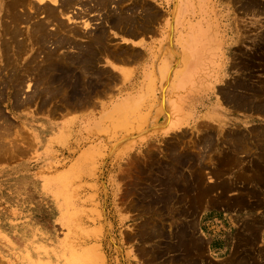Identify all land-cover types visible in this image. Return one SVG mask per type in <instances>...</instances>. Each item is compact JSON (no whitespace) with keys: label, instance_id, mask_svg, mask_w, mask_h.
Returning <instances> with one entry per match:
<instances>
[{"label":"rangeland","instance_id":"374dc122","mask_svg":"<svg viewBox=\"0 0 264 264\" xmlns=\"http://www.w3.org/2000/svg\"><path fill=\"white\" fill-rule=\"evenodd\" d=\"M6 1L9 6L11 1ZM14 1L20 4L22 0ZM25 1V8L21 4L17 8L18 4L15 12L21 8L20 13H29L32 19L17 24V34L13 30L0 37L11 47H7L9 52L5 50L7 54L0 48V153L2 144L10 146L2 151L9 152L2 153L6 158L0 154V162L48 164L40 177L53 200L35 206L52 208L53 213H0V262L264 264V112L259 114L256 109L257 103L264 104V0H173L171 16L192 11L206 18L208 5L213 19L223 21L229 34L230 74L209 98L198 102L191 123L184 115L194 103L183 102L168 84L169 77L164 85L159 72H175L177 89L188 90L185 93L191 92V99H199L204 91L193 92L181 77L195 56L198 33H203L204 27L188 31L191 40L183 42L184 57L176 59V54L166 52L159 63L152 64L146 85L139 83L140 72L125 83L120 74L103 66L113 65L111 53L120 58L125 51L111 36L110 30L116 28L107 30L106 52L99 48L96 59L84 54L87 48L86 52L92 49L86 47L87 41L93 40L87 39L88 31L100 23L89 20L100 21L96 6L90 9L81 3L63 9L59 0ZM131 2L121 3L122 10ZM138 4L134 11L138 20L147 4L156 10L148 0H138ZM45 6L53 8L48 24ZM74 10L86 19L82 21ZM6 12L5 5L0 19L3 28L10 21ZM40 21L42 25H38ZM190 42L194 53L186 52ZM91 49L89 53L94 54ZM107 51L110 54L104 56ZM8 60L19 70L32 68L34 72L24 75L22 84H6L8 75L2 67ZM45 68L52 72L45 75ZM60 70L64 74H59ZM66 82L69 85L64 87ZM73 82L79 88H74ZM15 93L23 104L13 106ZM244 97L248 98L246 108L228 104L227 100ZM205 111L215 116H203ZM90 116L92 122H82ZM181 121L186 124L183 128L166 130L171 125L178 128ZM254 147L260 149V164L254 159ZM241 152L244 157L239 156ZM215 179L224 182L220 186L203 184ZM254 183L261 187L262 207L257 213H202L206 197L210 194L208 198H212L217 188L249 191L246 195L252 205L253 197L259 196ZM182 232L186 237L180 236Z\"/></svg>","mask_w":264,"mask_h":264},{"label":"crops","instance_id":"0c3cea01","mask_svg":"<svg viewBox=\"0 0 264 264\" xmlns=\"http://www.w3.org/2000/svg\"><path fill=\"white\" fill-rule=\"evenodd\" d=\"M148 1L151 2L159 11V14H161L159 15L160 17L157 18L159 21L157 19V21L155 20L154 22L147 20L145 23H143L144 28H142V31H137L134 34L131 32L123 33L120 28L110 31V33H112L111 36L113 40H118V44L124 49L127 47L138 52L136 56L133 54L134 57L131 55L132 57L130 56V58L111 57L112 59L116 58L115 60H110L113 65L104 63L103 66L110 68V70L117 74H120L121 81L125 83L131 80V77L135 76L136 73L140 72L141 75L139 76V83L146 85L150 80L149 78L152 76V64L155 65L159 63L166 52L176 54L177 57L174 56L176 59H178L179 56L184 57V52L182 50L183 42L187 41L188 38L191 40V38L187 36L189 33L188 31H190L195 26L204 27L203 29L206 30V34L202 40L204 41L205 39L206 43H210L211 49L215 48V50H213L215 53L213 58L215 59L217 65L212 63L214 71L209 77L210 83H203V85H196L194 87L198 88L199 90L204 89V92L200 94L199 99H191V97H189V93L191 92L188 94L185 93L188 90L177 89L178 80L174 78L175 72H172L170 75L165 72L164 75V73L158 71L160 76L163 75L162 79L164 85L167 84L164 79L167 80L169 77L168 84H171L172 89L178 92L180 97L182 96L183 102L187 104L194 103L193 107L190 106V109H185L184 115V118L188 120V123H191L194 120L195 115L193 114V111L196 109L198 102L209 98L212 95L214 89L223 84L226 81L225 78L230 74V65L229 61H227V54L229 50V34L224 31L223 21L219 22V20L213 19L212 11L208 9V5L204 11L207 14L206 18L197 15V9L195 11L196 13H190L192 12L190 11L186 16L178 17V13H176L175 16L168 14L170 13L169 9L172 10L173 0ZM196 7L197 6L195 5V8ZM74 12H79V14L82 16L80 17L82 18V21L86 19L84 15L80 13V11L74 10ZM89 20L92 23L100 22L99 20H94V18ZM178 69H181V66ZM262 77H264V74L261 75V78ZM158 83H160V80ZM178 98L179 96L177 97V102ZM190 112L192 113L190 114ZM209 112L205 111L203 116H206L205 114H208V117L215 116L213 113ZM187 113L190 114V116H188ZM192 114L193 116H191ZM176 116L177 114H175V117ZM221 116L224 117V114H221ZM175 117L173 118L174 120ZM87 121L90 123L93 121V118L90 116L82 119V122L84 123H88ZM185 125L186 124H183V121H181V124L178 128H172L171 125L167 126L166 130L174 131L175 129L183 128ZM253 150L257 155L254 156V159L260 164L262 162L260 160V149L254 147ZM244 154V152H241L239 153V156L244 157ZM42 164L39 166V163H33L32 161H18L10 163L0 162V213H18L21 215L24 213H53L52 208L49 210L47 207L46 209H38L35 206V203L37 202L47 203L48 200L50 202L53 200V193L48 190L47 187H45L47 183H45L40 177L43 175V171L48 168V164ZM204 182L205 183L203 184L220 186L223 184L224 179H215L212 183H209L207 180ZM242 184L244 183H239L237 185ZM254 186L256 187L255 194L259 196L253 197L254 202L252 205L250 203L252 200H250L249 195H246L249 194V191L239 190L237 192H231L217 188L215 190L216 194L212 192V198H208L210 194L206 197L207 200L204 201L205 204H203L201 207L202 213H257V211H259L262 207V205L259 204L261 202V187L260 183H254ZM257 187H259V189H257ZM208 199H211V201H208ZM15 201L17 202L16 205L13 204ZM206 201L208 202L206 203ZM238 202H243V205L240 206ZM33 241L31 240V243L28 245L29 247H32Z\"/></svg>","mask_w":264,"mask_h":264},{"label":"bare ground","instance_id":"6f19581e","mask_svg":"<svg viewBox=\"0 0 264 264\" xmlns=\"http://www.w3.org/2000/svg\"><path fill=\"white\" fill-rule=\"evenodd\" d=\"M11 1V4L8 6V4H7V1L5 2V0H0V19L2 18L1 17V15L4 13V8H5V5L7 6V15H8V19L10 20L9 21V26L7 27V28H3V23L1 22V20H0V26H1V35H0V37L3 35L2 33H4V32H12L13 33V30H14V33L15 34H17V24H19L20 25V23H27V22H29L31 19H32V17H31V15L29 14V13H24V15L23 14H21L20 13V11H21V8H20V11H17V12H15V9H17L18 7H20L21 5L25 8V6H26V4H24L25 2H27V1H25V0H20L21 1V5L19 4V1L17 2V1H12V0H10ZM45 0H43L42 2H44ZM49 1V0H48ZM128 0H92V2L93 3H91V4H94L93 6L90 4L89 5V3L88 2H86L85 0H59V3H60V7H62L63 9H67V8H69V7H71V6H73V5H75V4H83L85 7H88V8H90V9H94V8H98L99 9V11H100V13H101V18H100V23L97 25V27L96 28H94V29H91V30H89L88 31V36H90V37H87V39L89 40V39H92L93 38V40H89V41H87L86 43H87V45H86V47H92V53H94V54H91V53H89L90 52V49H89V51H87L86 52V50L88 49H86V50H84V54L85 53H87V55L89 56V58L91 57V58H97V55L98 54H96V53H99L100 51H101V48H102V51L101 52H104V50H105V52H106V50H107V48H105L106 46L105 45H108L107 43H108V40L110 39V38H108V34H107V30L108 29H110V28H116V29H118V28H120L121 29V31L124 33V32H131V33H136L137 31H142V28H144L143 26H144V24L143 23H145L147 20L148 21H150V22H154L158 17H159V11L156 9V10H154L153 8H151L150 7V5L149 4H147L145 7H144V9H143V14H142V17L141 18H139V20L138 19H136V18H134L135 16H134V11H135V9H136V7L139 5L138 4V1H135V0H133L132 2H131V4L130 5H128L127 7H126V9H125V11H123L122 10V8H121V6H120V4L121 3H126ZM184 1V0H183ZM53 2L54 3H57V0H53ZM113 2H115V4L114 5H112V6H110L109 7V5L111 4V3H113ZM191 2V1H190ZM19 4V6H17V8H15L16 7V5H18ZM28 6H30L29 4H28ZM96 6V7H95ZM185 6V5H184ZM189 6V5H188ZM191 8V7H190ZM29 9H30V7H29ZM32 9V8H31ZM45 9H46V12H47V15H48V17L45 19V21H46V23L48 24L49 22H50V19H51V17H49L50 16V12L51 11H53V8H50V7H48V6H45ZM184 9H185V7H184ZM19 10V9H18ZM190 10V9H189ZM183 11V10H182ZM3 12V13H2ZM182 13V12H181ZM180 13V14H181ZM44 21V22H45ZM4 22V21H3ZM2 23V24H1ZM4 23H7V22H4ZM38 24V23H37ZM43 24V22L42 21H40L39 22V24L38 25H42ZM5 25H7V24H5ZM108 25V26H107ZM212 26V25H211ZM6 27V26H5ZM15 28H16V30H15ZM86 31V30H85ZM111 31V30H110ZM32 33H34L33 32V30H31V34ZM206 34V30H204V32L203 33H201V32H199L198 33V37H200V44H199V46L197 47V48H195V56H194V58H193V60H190L188 63V65H187V71L184 73V75H182V77H181V82L183 83V84H186V86L188 85L189 86V88L193 91V92H197V91H204V89H201V90H199L198 88H194L196 85H203V83H210L209 82V77L211 76V74L213 73V71H214V69H213V66H212V63L214 64V65H217L216 64V62H215V59L213 58V56H215V53L213 52V50H215V48H210V43H206V41H205V39H204V41L202 40V38L204 37V35ZM86 35V36H87ZM86 36H85V38H86ZM94 37H96V38H94ZM171 37V36H170ZM206 38V37H205ZM171 39V38H170ZM105 41H106V43H105ZM71 42V41H70ZM192 42V41H191ZM190 42V45H188L187 47H186V52L188 53L189 51L191 52H193L194 53V45L192 44ZM214 42V41H213ZM212 42V43H213ZM215 43V42H214ZM208 44V45H207ZM16 45H17V48H19V51H18V53L20 54V52H21V50H22V45L20 44V41L18 42V43H16ZM7 47H9V48H11L7 43H5V42H3L2 40H0V48H1V50L3 49L4 50V52L7 54V52L5 51V50H7ZM13 47H15V44H14V46ZM115 47V46H114ZM219 47H220V45H219ZM99 48H100V51L99 52H97L98 50H99ZM127 48V47H126ZM190 49V50H189ZM3 50H2V52H3ZM113 50V49H112ZM8 52H9V50H7ZM15 52H17L16 50H15ZM100 52V53H101ZM4 53V54H5ZM109 53V51H107V53L106 54H104L103 53V55L105 56V55H107ZM136 53V51L135 50H131V49H129V48H127V49H125V51H123V55H120L121 57L122 56H125L126 58L128 57V58H130V56L131 55H133V54H135ZM110 54V53H109ZM15 55H16V57H17V54L15 53ZM83 55V54H82ZM91 55H93V56H91ZM113 55H115L114 57H116L117 55H116V53L115 54H110L109 56L110 57H113ZM192 55V54H191ZM217 55H218V53H217ZM13 56H14V54H13ZM87 56V57H88ZM120 56H118V57H120ZM135 56H136V54H135ZM6 57H8V56H6ZM12 57V56H11ZM84 57H86V55H84ZM99 57V56H98ZM120 57V58H121ZM132 57V56H131ZM133 57H134V55H133ZM10 58V57H9ZM83 59H85V58H83ZM87 59V58H86ZM110 59H112V58H110ZM116 59V58H115ZM115 59H112V60H115ZM214 59V60H213ZM91 60V59H90ZM94 60V59H93ZM125 60V59H124ZM128 60V59H127ZM9 61V64H7V65H5V66H3L2 67V70H6L7 72H6V74L8 75V80L5 82L6 84H11V83H16V84H22L23 83V81H24V79H23V76L24 75H26V74H32L33 72H34V70L32 69V68H27V69H24V70H19V67H14V66H11L10 65V62L12 61H10V60H8ZM17 58H16V64H17ZM85 61H89L88 59L87 60H85ZM85 61H82L81 62V64L83 63V62H85ZM97 61V60H96ZM101 61V60H100ZM7 62V61H6ZM13 62H14V60H13ZM91 62H93L92 60H91ZM174 62V61H173ZM88 63V62H87ZM90 63V62H89ZM88 63V64H89ZM85 64H86V62H85ZM84 64V65H85ZM88 64L86 65L87 67H88ZM93 64H94V62H93ZM96 64V63H95ZM94 64V65H95ZM14 65H15V63H14ZM83 65V64H82ZM91 65V64H90ZM89 65V66H90ZM15 66H19V65H15ZM92 67H93V65H91ZM97 68V67H96ZM107 68V67H106ZM211 68H212V70H211ZM84 70H85V67H84ZM83 70V71H84ZM66 71V70H65ZM86 71V70H85ZM83 72V73H85L86 74V72ZM88 71V70H87ZM95 71H96V69H95ZM95 71H93V72H95ZM2 72V71H1ZM44 73H45V75L46 74H48V73H51L50 72V70H48V68L46 69L45 68V71H43ZM61 70L60 71H58V73L59 74H61V73H63V72H61ZM67 72V71H66ZM90 72V71H89ZM92 72V71H91ZM90 72V73H91ZM92 72V73H93ZM97 73H100V72H98V71H96ZM107 72V71H106ZM109 72V71H108ZM111 72V71H110ZM110 72H109V74H110ZM71 73V72H70ZM73 73V72H72ZM71 73V74H72ZM91 73V74H92ZM133 73V72H132ZM34 74H37V73H34ZM39 74V73H38ZM37 74V75H38ZM53 74H54V71H53ZM58 74V75H59ZM64 74V73H63ZM70 74V75H71ZM89 74V73H88ZM94 74V73H93ZM92 74V75H93ZM117 74V73H116ZM55 75V74H54ZM66 75V74H65ZM68 75V74H67ZM123 75H125V74H123ZM61 76H63V75H61ZM60 76V77H61ZM76 76V75H75ZM112 76V75H111ZM51 77V76H50ZM52 77H53V75H52ZM59 77V76H58ZM69 77V76H68ZM110 76H108V78H109ZM115 77V76H114ZM124 77V76H123ZM45 78H47V80H48V77H45ZM54 78V77H53ZM64 78V77H63ZM65 78H67V77H65ZM64 78V79H65ZM74 78V77H73ZM55 79H56V77H55ZM58 79V78H57ZM63 79V80H64ZM69 79V78H68ZM71 79H72V77H71ZM75 79V78H74ZM44 80V79H43ZM51 80H53V79H51ZM59 80H61V79H59ZM62 80V81H63ZM73 80V79H72ZM46 81V80H45ZM58 81V80H57ZM65 81H66V79H65ZM71 81V80H70ZM69 81V82H70ZM117 81V80H116ZM55 82V81H54ZM53 82V83H54ZM59 82V81H58ZM58 82H56V83H58ZM64 82V81H63ZM75 82H77V81H75ZM52 83V82H51ZM74 83V82H73ZM89 83H91V82H89ZM45 84V83H44ZM60 84H62V83H60ZM64 84V83H63ZM77 84V83H76ZM46 85V84H45ZM65 86L64 87H66L67 85H69V84H67V82L64 84ZM74 86V88H79L78 87V85L77 86H75V83L73 84ZM243 85H245V83H243ZM53 86V85H52ZM46 87L48 88V90L49 89H51V88H49L50 86H47L46 85ZM58 88H59V85L57 86ZM56 87V88H57ZM64 87L62 86H60V88L59 89H64ZM94 87H96L97 88V86H94ZM93 87V88H94ZM107 87H110V86H107ZM54 88V87H53ZM95 88V89H96ZM113 88V87H112ZM44 89H46L45 87H44ZM66 89V88H65ZM58 90V89H57ZM56 90V91H57ZM68 90H70L69 89V87H68ZM56 91H54L56 94H57V92ZM206 91V90H205ZM47 92H49V91H47ZM46 92V93H47ZM53 92V93H54ZM257 91H254V94H257L256 93ZM69 93V95H70V91L68 92ZM72 93H74V90L72 91ZM71 93V94H72ZM38 94V93H37ZM73 95H75V94H73ZM82 94H80V96H81ZM90 95V94H89ZM98 95H100V94H98ZM77 96V95H76ZM75 96V97H76ZM13 99H14V101H15V103H14V105L13 106H17V105H20V103L21 104H23V102H21L20 101V99H19V96H18V94L17 93H15L13 96ZM70 97H72L71 95H70ZM78 98V97H77ZM87 98V97H86ZM74 99H76V98H74ZM134 99V98H133ZM138 99V98H137ZM247 97H244V98H241V99H239V100H235V101H233V98L232 99H230V101L229 100H227L228 101V104H230L231 103V105H232V107L233 108H236V109H239L238 107H240V108H246L247 107V103H246V101H247ZM67 100L69 101V97L67 98ZM72 100V99H71ZM132 100V99H131ZM20 101V102H19ZM47 101V100H46ZM134 102L136 101V100H133ZM30 102H31V100H30ZM137 102V101H136ZM72 103H74L73 101H72ZM81 103V102H80ZM117 103V102H116ZM126 103V102H125ZM128 103V102H127ZM93 104V103H92ZM120 104H121V102H120ZM75 106H76V108H78L79 106H78V104H74ZM80 105V104H79ZM81 105H83V104H81ZM116 105H119L118 103L116 104ZM43 106H44V104H43ZM119 108V107H118ZM97 109V108H96ZM256 109H257V113H261V112H264V104H261V103H257L256 104ZM73 111H74V109H73ZM94 111V110H93ZM118 111V110H117ZM258 111H261V112H258ZM193 115V114H192ZM75 117V116H74ZM66 123V122H65ZM71 125H73V124H71ZM7 130V129H6ZM8 131V130H7ZM7 131H5V132H7ZM69 131V130H68ZM65 133V132H64ZM3 134V133H2ZM2 134H0L1 136H3ZM264 135V134H263ZM0 136V137H1ZM64 136V135H63ZM208 136V135H207ZM62 137V136H61ZM15 142H17V141H15ZM7 144V143H6ZM14 144V143H13ZM12 144V145H13ZM3 145H5V143L4 144H2V146ZM8 145V144H7ZM1 146V153L0 154H2V153H4L5 154V152H2L3 150H4V148L5 149H7L6 147H10L9 145L8 146H3L2 147ZM12 147V146H11ZM16 147V146H15ZM3 148V149H2ZM13 149H14V146H13ZM8 150V149H7ZM7 150H5L6 152H7ZM9 150H11V149H9ZM9 152H7L5 155H7ZM4 154H2L5 158L7 157V156H5ZM11 154V153H10ZM14 155V154H13ZM12 155V156H13ZM15 156V155H14ZM3 157V159H5ZM9 157V156H8ZM185 233L186 232H182L181 234H180V236L182 237V238H184V237H186V235H185ZM175 237V235H173V238ZM196 251H200V249H199V247H197L196 248ZM1 260V259H0ZM44 261V260H43ZM0 264H2L1 262H0ZM3 264H7V263H4L3 262Z\"/></svg>","mask_w":264,"mask_h":264}]
</instances>
